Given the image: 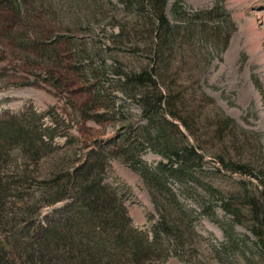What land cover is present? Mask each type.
<instances>
[{"label":"trees","instance_id":"1","mask_svg":"<svg viewBox=\"0 0 264 264\" xmlns=\"http://www.w3.org/2000/svg\"><path fill=\"white\" fill-rule=\"evenodd\" d=\"M13 1L17 2L0 0V10L11 9ZM183 1L170 6L169 0H116V13L124 21H118L115 41H141L147 60L132 70L113 64L110 80H100L98 71L103 69L98 66L87 65V73L102 94L94 104L99 106L106 97L108 85L116 93L107 94L112 115L127 121L114 100L120 95L138 107L142 122L127 121L119 136L80 165L71 167L68 156H62L36 174L27 164L14 163V155L41 160L53 146L54 136L48 133L53 129L45 128L34 113L0 118V264H122L127 257L164 262L170 253L188 248L191 238L198 236L195 223L201 218L215 221L222 230L224 241L214 247L221 264L225 259L227 264H264L260 138L240 128L202 94L199 75L195 84L214 116L178 78L179 55L202 58L209 48L221 53L235 27L220 5L190 15ZM169 6L173 24L166 14ZM204 63L205 72L211 60ZM147 153L160 158L156 166L142 162ZM110 161L135 172L157 207L150 241L130 228L122 199L103 183ZM217 179L229 185L219 188ZM29 186L38 189L33 197L25 189ZM187 199L194 208L185 205ZM63 202L68 204L51 216L43 215L46 207ZM217 209L229 219L218 220ZM238 227L246 233L239 234Z\"/></svg>","mask_w":264,"mask_h":264},{"label":"rangeland","instance_id":"2","mask_svg":"<svg viewBox=\"0 0 264 264\" xmlns=\"http://www.w3.org/2000/svg\"><path fill=\"white\" fill-rule=\"evenodd\" d=\"M91 1H97L98 5ZM174 1L169 0L170 6ZM17 2L11 9L0 10V118L34 113L41 116L45 128L53 129L48 133L54 138L52 148L43 153L41 160L14 155L18 159L14 163L27 164L36 174L50 169L52 162L62 156H68L71 167L80 165L88 154L119 136V129L126 126L127 121L142 122L138 107L129 100L124 101L120 95L114 100L123 113L122 119L127 118V121H119L118 116L112 115V100L108 95L116 96V93H112V87L108 85L104 87L106 97L101 103L99 101V106L94 104V98L102 94L93 87L97 82L87 73V65L101 67L103 71H98L97 76L103 81L110 80L113 64L121 63L132 70L146 62L145 46L141 41H115L118 21H124V16L116 13V0ZM183 2V10L190 15L220 5L235 31L228 47L221 53L209 48L207 55L194 57L195 60L190 55H179L177 60L182 67L179 84H183L191 96H197L198 103H204L212 116L215 114L211 105L200 97L201 92L240 128L257 135L264 157V0ZM170 6L166 14L173 24ZM138 46L140 51L135 49ZM206 59L211 60V64L204 72ZM198 75L201 92L195 84ZM91 106L98 107L92 109ZM13 154H17L16 151ZM141 160L153 167L160 158L147 153ZM205 170L210 171V168L205 166ZM211 180L213 182V178ZM103 183L122 199L130 218V228L147 235L150 241L158 212L139 176L122 162L110 161ZM214 184L219 188L229 185L220 179ZM25 189L32 197L38 192L35 186ZM184 203L188 208H194L192 200L187 199ZM67 204L46 207L42 213L51 216ZM217 213L218 220L229 219L219 209ZM236 230L239 234L246 233L241 227ZM195 231L198 236L191 238L188 248L170 253L164 262L142 263L130 257L120 262L221 264L215 259L214 251V247L224 241L220 227L215 221L201 218L195 223ZM227 263L225 259L224 264Z\"/></svg>","mask_w":264,"mask_h":264}]
</instances>
